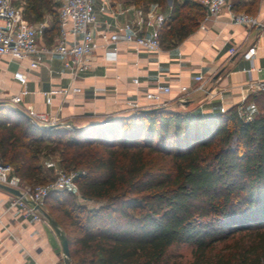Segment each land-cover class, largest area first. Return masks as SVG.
Masks as SVG:
<instances>
[{"label":"trees","instance_id":"trees-1","mask_svg":"<svg viewBox=\"0 0 264 264\" xmlns=\"http://www.w3.org/2000/svg\"><path fill=\"white\" fill-rule=\"evenodd\" d=\"M124 0L167 15L162 43L199 27L196 0ZM259 0L233 3L252 12ZM54 0H25V17L55 14ZM53 31L59 32V22ZM245 122L224 112L151 106L86 127L35 124L0 104V160L30 185L54 178L48 161L77 171L76 188L51 191L45 210L65 230L76 264H264V92L248 96ZM50 179V181H49Z\"/></svg>","mask_w":264,"mask_h":264},{"label":"crops","instance_id":"crops-1","mask_svg":"<svg viewBox=\"0 0 264 264\" xmlns=\"http://www.w3.org/2000/svg\"><path fill=\"white\" fill-rule=\"evenodd\" d=\"M116 1L125 4L124 0ZM238 1L248 2L233 0V3ZM95 3L98 8L100 0ZM248 13L264 21V0H259L257 7ZM98 15L101 19L113 20L99 11ZM129 16L132 12L120 15L119 20L124 21ZM204 24L205 28L198 27L175 46L162 43L158 52L136 54L131 44L121 43L116 63L105 61L100 49L92 67L77 83L82 92L57 96L51 105L46 103L43 91L50 86H65L71 80L58 73L63 68L56 57L47 59L46 65L29 72L31 92L30 96H25L23 104L26 108L49 112L58 122L85 126L92 121L132 112L126 105L128 99L137 100L143 108L149 107L144 93L159 79L172 87L171 93L164 96L171 109L185 108L209 114L220 112L222 106L227 109L238 105L243 101L245 83L249 79L264 78V29L235 23L227 10L210 17ZM252 46L256 48L255 53L246 59L244 53ZM11 62L7 57H0V90H8L6 85L11 87L10 93L2 97L21 89L13 72L7 70ZM251 67L260 70L249 72L247 69ZM200 73L207 77L210 93H182L181 86H195L193 76ZM133 76L139 77L138 85L133 83ZM183 101L189 104L184 105ZM247 108L254 116L258 113L255 103ZM57 165L51 163L52 167ZM11 198L12 193L0 186V264H66L61 238L52 225L25 216L19 208L6 211Z\"/></svg>","mask_w":264,"mask_h":264},{"label":"built area","instance_id":"built-area-1","mask_svg":"<svg viewBox=\"0 0 264 264\" xmlns=\"http://www.w3.org/2000/svg\"><path fill=\"white\" fill-rule=\"evenodd\" d=\"M197 1L206 9L205 17L199 24L200 28H205L204 22L207 19L227 10L235 23L264 29V21L258 15L236 11L231 0ZM58 4L59 32L54 44L46 46L40 43L46 24L31 23L25 17V0H0V57H7L9 61L19 63L18 69L13 72V78L21 85L18 92H13L7 97L0 95V101L15 106L24 103L25 96L31 92L28 88L29 72L46 65L47 59L56 57L63 68L58 73L61 76H68L71 80L65 86H50L43 91L46 103L51 105L57 96L82 92V87L77 83L92 67V62L100 49L103 50L105 61L116 63L121 43L131 44L136 54L143 51L158 52L162 47V28L167 22V15L156 4L148 8L126 5L116 0H100L98 8L95 0H58ZM98 11L113 20L101 19ZM128 12H132V16L120 21V15ZM255 49L254 46L250 47L244 53V57L251 58ZM49 70L53 73L51 68ZM247 70L250 72L260 68L251 67ZM193 79L197 84L192 88L182 85V93L189 91L210 93L207 77L200 73L194 75ZM132 81L138 85L139 77L133 76ZM171 90L170 84L157 79L144 93L145 98L150 102L149 107L167 105L164 96L169 95ZM257 92H264V78L249 79L243 87V101L237 105V112L245 122L254 119L245 101L249 95ZM126 105L132 111L143 109L140 103L133 99L126 100ZM224 111L226 108L222 106L220 112ZM26 113L35 124L58 123L46 111H37L29 107ZM54 172L52 181L30 185L14 172L11 165L4 164L0 160V184L18 190V194H12L6 211L19 208L25 216H32L35 221L49 222L42 211L45 210L47 196L51 191L75 188V180L79 175L77 171L66 170L60 165L55 167Z\"/></svg>","mask_w":264,"mask_h":264},{"label":"rangeland","instance_id":"rangeland-1","mask_svg":"<svg viewBox=\"0 0 264 264\" xmlns=\"http://www.w3.org/2000/svg\"><path fill=\"white\" fill-rule=\"evenodd\" d=\"M54 1L57 3L56 6H54V11H55L54 16L50 15V14H45L44 15V19L42 21H40V22L46 24V30L44 31V34H43V36L40 39V43L43 44V45H46V46H50V45L54 44V40H55V37L57 35V32L53 31L52 28L55 27V26L57 27V25H58V5L59 4H58V0H54ZM231 2H233V0H231ZM248 2L252 3L253 0H248ZM166 3L168 5V10H169V8L172 7V0L171 1L167 0ZM29 21L31 23H35L36 22L34 20H31V19H29ZM18 67H19V63L16 62V61H12L9 64V66L7 67V70L11 71V72H14V70H16ZM1 69L4 70L3 67H1ZM6 87H7L8 90H4V88H3V90H0V95H2L4 93L5 94L10 93L11 87H9L7 85H6ZM28 88L30 89V82L28 83ZM4 96L7 97L6 95H4ZM28 96H30V95H28ZM13 106H15V105H13ZM15 107L20 108L23 111L27 112V108L24 106L23 103L20 104L19 106H15ZM52 162L53 161L51 159L48 161L49 164H51ZM47 175L49 176V178H54L55 172H50V173L48 172ZM49 181H50V179H49ZM73 189H74V191L76 193V198H77V200L79 202L84 203V204H86L89 207H97L99 205V202H97V201L88 200V199L83 198L79 194V192H78L76 187L73 188ZM71 263L72 264H76L72 259H71Z\"/></svg>","mask_w":264,"mask_h":264},{"label":"water","instance_id":"water-1","mask_svg":"<svg viewBox=\"0 0 264 264\" xmlns=\"http://www.w3.org/2000/svg\"><path fill=\"white\" fill-rule=\"evenodd\" d=\"M2 103H4V101H0V104H2ZM183 104L188 105L189 101H183ZM18 110L27 115V113L25 111H23L22 109L18 108ZM143 110H148V108H145ZM97 122L98 121H92V122H90V124L93 125V124H96ZM51 126L52 127H64V128H69V129L70 128H77V127H86V125L85 126L74 125L73 122H58V123L52 124ZM0 186L12 194H18V190L15 188H11V187L5 186L3 184H0ZM42 211H43L44 215L47 217V219L49 220L52 227L55 229V231L59 234V236L61 238L62 250H63V255H64V259H65L66 264H72L70 251H69L68 239H67V235H66L65 231L56 224V222L53 220V218L50 217L49 214L45 210H42Z\"/></svg>","mask_w":264,"mask_h":264}]
</instances>
